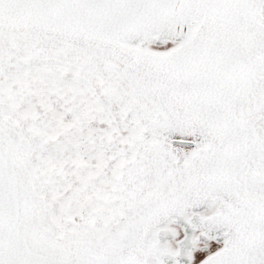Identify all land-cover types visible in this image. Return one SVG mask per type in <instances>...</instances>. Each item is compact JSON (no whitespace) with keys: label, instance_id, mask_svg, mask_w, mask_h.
<instances>
[{"label":"snow or ice","instance_id":"1","mask_svg":"<svg viewBox=\"0 0 264 264\" xmlns=\"http://www.w3.org/2000/svg\"><path fill=\"white\" fill-rule=\"evenodd\" d=\"M0 264H264V0H0Z\"/></svg>","mask_w":264,"mask_h":264}]
</instances>
